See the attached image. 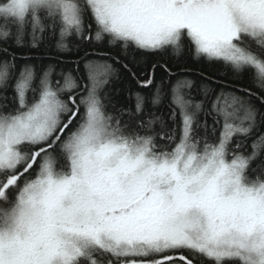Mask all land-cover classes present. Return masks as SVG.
<instances>
[{
	"label": "snow or ice",
	"instance_id": "6c2138e0",
	"mask_svg": "<svg viewBox=\"0 0 264 264\" xmlns=\"http://www.w3.org/2000/svg\"><path fill=\"white\" fill-rule=\"evenodd\" d=\"M0 264H264V0H0Z\"/></svg>",
	"mask_w": 264,
	"mask_h": 264
},
{
	"label": "trees",
	"instance_id": "16d2710c",
	"mask_svg": "<svg viewBox=\"0 0 264 264\" xmlns=\"http://www.w3.org/2000/svg\"><path fill=\"white\" fill-rule=\"evenodd\" d=\"M30 42L29 37H25L24 43L25 47L18 49L17 53L18 55H25V56H51L54 53L51 51L50 46L53 43L52 37L50 33L45 34L44 40L40 43V46L38 49H30L28 47V44ZM159 58V57H157ZM166 59L168 57H165ZM23 61H21L22 63ZM170 63L177 64L181 66L182 68L186 67L189 72L191 73V78L193 79H199L200 76H206L212 79H222L226 82H231L234 79L238 80V83L242 86H249L250 85V74H245L242 77L236 78L231 75V73L223 68L220 65L216 64H210L207 62H197L193 59L189 58L187 55H182L179 60L172 59L170 60ZM116 87L120 90V100L123 104L126 106H134L135 100L129 99V84H117ZM168 100L165 99L164 106L159 109H151L149 106V110H155L157 111V114L163 113L165 116V119H167V108Z\"/></svg>",
	"mask_w": 264,
	"mask_h": 264
}]
</instances>
